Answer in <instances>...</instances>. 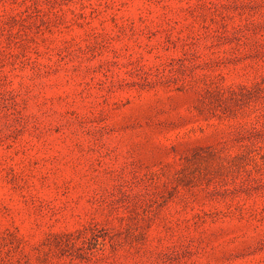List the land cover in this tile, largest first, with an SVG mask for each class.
Listing matches in <instances>:
<instances>
[{
	"label": "rangeland",
	"instance_id": "obj_1",
	"mask_svg": "<svg viewBox=\"0 0 264 264\" xmlns=\"http://www.w3.org/2000/svg\"><path fill=\"white\" fill-rule=\"evenodd\" d=\"M0 264H264V0H0Z\"/></svg>",
	"mask_w": 264,
	"mask_h": 264
}]
</instances>
